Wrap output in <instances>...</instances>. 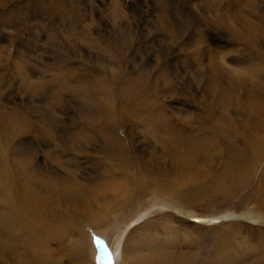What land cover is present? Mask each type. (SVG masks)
<instances>
[{
    "label": "rangeland",
    "instance_id": "obj_1",
    "mask_svg": "<svg viewBox=\"0 0 264 264\" xmlns=\"http://www.w3.org/2000/svg\"><path fill=\"white\" fill-rule=\"evenodd\" d=\"M208 1L0 0V264H264V0Z\"/></svg>",
    "mask_w": 264,
    "mask_h": 264
},
{
    "label": "bare ground",
    "instance_id": "obj_2",
    "mask_svg": "<svg viewBox=\"0 0 264 264\" xmlns=\"http://www.w3.org/2000/svg\"><path fill=\"white\" fill-rule=\"evenodd\" d=\"M210 4H211V2H205V6H206V11L207 12H209V13H213L214 11H216L217 12V15L219 14V17H217L216 19H218V21L216 22V24H219L220 22L222 23V24H226L227 22H228V18H227V16H226V14L231 10V9H233V6H235L236 5V2H234V3H232L231 2V0H219V1H216L214 4H212L211 6H210ZM210 6V7H209ZM165 15V14H164ZM168 15V14H167ZM9 16V15H8ZM244 21L245 22V26H246V28H247V30H246V32L245 33H242L241 35H242V37H245V36H250V32L252 31L255 35H253L252 37H251V40H254L255 38H257L259 35L258 34H256L255 33V29L254 30H252L251 29V23L250 22H248V21H246V18H244V17H239V16H237V17H235L233 20H235V21ZM243 19V20H242ZM260 22L262 23V24H264V17H261L260 18ZM232 29V27H230L229 28V30H231ZM262 29H259L257 32L259 33L260 31H261ZM264 33V30H262L261 31V34H263ZM208 38V37H207ZM209 42V41H208ZM210 44V43H209ZM200 59V58H199ZM157 117V116H156ZM161 117V116H160ZM158 118V117H157ZM158 119H160V118H158ZM168 121V120H167ZM127 123L126 122H124V125H126ZM164 124H167L166 122H164ZM125 175H124V180L122 179L121 181H120V183H118L117 185H115L114 187H112V188H110V189H112V190H115L118 186H120V185H123V184H127V179H129V177H128V175L125 173V172H123ZM122 175V174H121ZM80 196V195H79ZM81 196H83V195H81ZM38 199H39V197H37L35 200H33V201H31L28 205H27V201L25 200L24 201V206H25V208L27 209L30 205H32V204H38L39 202H37L38 201ZM49 203H50V201L48 200V199H46L40 206H42V208L40 209V211L39 212H33L35 215H37V216H39L40 217V219H41V221H40V225H38L39 226V228L37 229V231H38V233H36V232H34V234L36 235L35 236V239H36V247H37V249H40V251L41 252H39V253H36V255H38V257H45V256H48V257H50L51 256V254H45V253H43L42 251H44V250H46V249H44L45 247H46V237L47 236H50V235H53V234H51V231L53 232L54 231V233L55 234H57L59 237H65V234H67L68 232L70 233V232H72L73 230L75 231V230H77V231H79V237H81V238H85V234H86V231L84 230H82L81 228H83V227H85V225H84V223H83V226H82V224H80V222H78V223H76V222H74V221H72V220H74L73 218H72V220H69L68 219V221H64V220H61L60 218H61V215H60V211L62 212V209H61V207L58 209L57 208V210L55 209L54 211H51V209H50V207H49ZM81 204V203H80ZM39 205V204H38ZM60 205V204H59ZM127 205H129V204H127ZM127 205H125V206H123L122 207V209L123 210H125L126 208H127ZM85 206V205H84ZM114 207H116V206H113V208ZM85 209V208H84ZM116 209V208H115ZM112 210V209H111ZM119 210V209H118ZM22 211H24L23 213H24V216H25V219L26 218H28L29 217V215H28V213H27V210H25V209H22ZM58 211V212H57ZM71 212H73L72 210H70ZM117 211V210H116ZM55 212H57V213H55ZM69 210L68 211H66V213L68 214V216H69ZM54 213V214H53ZM65 213V212H64ZM63 213V214H64ZM51 214V215H50ZM50 217V218H49ZM63 217H66V218H68L67 216H63ZM103 217V215L101 216V218ZM56 218H59V219H57L56 220ZM84 221H86V220H89V219H91L92 217H88V216H84V217H81ZM99 216L97 217H95L94 218V220H96L97 222V227H93L94 228V230H99L100 229V226L101 225H99V224H101V221H100V219H101ZM93 220V222H95ZM78 221V220H77ZM52 223L54 224V225H56V227L55 228H53L52 227ZM65 223V224H64ZM86 223V222H85ZM27 225H29V223H27ZM86 235H88V233L86 234ZM49 238V237H48ZM52 238H54L53 236H52ZM59 239V238H58ZM83 241H85V240H82V242ZM87 242H89V241H87ZM90 243V242H89ZM85 244H86V241H85ZM81 246V245H80ZM88 246V245H87ZM85 247V249H87L88 247ZM128 249H129V247H128ZM83 250V249H82ZM88 250V249H87ZM135 252V251H134ZM132 253H133V251H132ZM85 259H81V258H79V261H78V264H96V259H97V261L99 262V259H98V256H97V253H96V255L95 254H90V256H89V253L88 252H86L85 251ZM91 257V258H90ZM94 260H95V262H94ZM97 262V263H98Z\"/></svg>",
    "mask_w": 264,
    "mask_h": 264
},
{
    "label": "snow or ice",
    "instance_id": "obj_3",
    "mask_svg": "<svg viewBox=\"0 0 264 264\" xmlns=\"http://www.w3.org/2000/svg\"><path fill=\"white\" fill-rule=\"evenodd\" d=\"M98 242V241H97Z\"/></svg>",
    "mask_w": 264,
    "mask_h": 264
}]
</instances>
